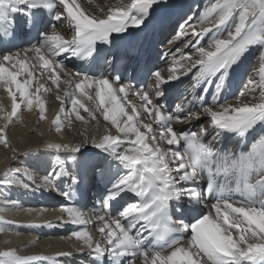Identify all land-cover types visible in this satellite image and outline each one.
I'll return each instance as SVG.
<instances>
[{
    "label": "bare ground",
    "instance_id": "obj_1",
    "mask_svg": "<svg viewBox=\"0 0 264 264\" xmlns=\"http://www.w3.org/2000/svg\"><path fill=\"white\" fill-rule=\"evenodd\" d=\"M192 2L0 0L9 30L28 11L61 18L37 45L0 52V95L8 102L0 109V264H214L227 260L223 254L264 250V213L242 202L219 201L220 224L203 200L207 216L157 252L138 248L132 227L111 215L143 190L136 165L173 205L191 197L200 178L181 149L188 136L204 149L224 148L215 160L231 158L264 198V0H197L181 33L161 31ZM149 17L158 48L168 52L151 85L136 91L108 75L95 78L88 59L140 36ZM249 64L242 88L249 90L234 99ZM206 71L208 81L196 88ZM176 81L182 104L174 114L162 95ZM98 162L101 173L69 192L77 173ZM104 188L108 199L98 202ZM234 231L244 240L237 248Z\"/></svg>",
    "mask_w": 264,
    "mask_h": 264
},
{
    "label": "rangeland",
    "instance_id": "obj_2",
    "mask_svg": "<svg viewBox=\"0 0 264 264\" xmlns=\"http://www.w3.org/2000/svg\"><path fill=\"white\" fill-rule=\"evenodd\" d=\"M196 2H197V0H193V2L190 4V6H189V8L187 9V11H185L184 13H182V15H180V17L179 18H177L174 22H175V24H173V22L170 24V21H166L164 24H163V26H162V29H161V31L163 30V28L164 29H168V28H166L167 26L169 27V29H170V31L168 32V34L169 35H173V36H177L179 33H181V28L185 25V23L187 22V19L189 18V16H192L193 14H194V12H193V10H195L196 9V7L197 6H195V4H196ZM198 3H199V1H198ZM200 4V3H199ZM168 24H170V25H168ZM181 29V30H180ZM187 34V33H186ZM185 34V35H186ZM169 35H167V36H169ZM194 42H196V39L194 40ZM187 44L188 45V42H185V40H181V42H180V44L182 45V44ZM43 44V43H42ZM254 48H258V45H256V46H254ZM252 57V56H251ZM65 58V57H64ZM251 63V62H250ZM249 67H247V70H245V71H241L240 73V78L238 79V81L236 82V84H234V87L237 89V92L234 94V99H235V97H237V96H239V95H245L247 92H248V90H249V88H247V89H242L243 88V86L245 85V83H246V81H247V79H248V72L250 71V66H251V64H249L248 65ZM151 74H152V71H151ZM151 74H150V77H151ZM251 80V78H249V80L248 81H250ZM247 81V82H248ZM190 93V92H189ZM188 93V94H189ZM196 96H198V95H196ZM179 97L180 96H178V97H174V100H173V102H175V104H173L172 106H171V108H170V110H173L174 111V108L176 109V107H178V105L180 106L181 104H182V102H178L179 101ZM147 103H149V101H147ZM178 103V104H177ZM7 109L8 108V102L5 100V98L4 97H2L1 95H0V109ZM179 108V107H178ZM170 110H166L165 112H171ZM1 111L2 110H0V113H1ZM21 114V116L23 115V113H20ZM17 126H19V125H17ZM40 126V123H39V125H38V127ZM181 149L184 151L185 150V148H184V144H183V147H181ZM185 152V151H184ZM186 153V152H185ZM94 166V165H93ZM92 166V167H93ZM97 166L98 165H95L94 166V172H96L97 171ZM93 178V176L90 178V179H92ZM57 182H58V180H57ZM59 184V183H58ZM118 184H119V182H114V183H111V185H113V187H116V186H118ZM105 197H106V193L103 195V198L101 199V201H105ZM54 199H56L57 201H59L58 199V197H55ZM126 206V205H125ZM124 205L122 206V208H121V206H119V207H113V210L111 211V215H115V216H117V215H119V214H116V212H114L115 210H123L124 208H127V207H125ZM228 230L230 231L231 229H229L228 228ZM233 238H231V245H233V247L234 248H237L238 247V241L239 242H244V240H243V238L238 234V232L237 231H234L233 233ZM77 260H80V261H83V263L84 264H89V261H88V259L86 260H84L83 258L82 259H78L77 258Z\"/></svg>",
    "mask_w": 264,
    "mask_h": 264
}]
</instances>
